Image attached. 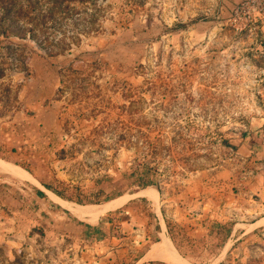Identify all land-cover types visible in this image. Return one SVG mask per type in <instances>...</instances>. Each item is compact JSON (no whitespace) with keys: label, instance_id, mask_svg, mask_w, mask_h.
Wrapping results in <instances>:
<instances>
[{"label":"rangeland","instance_id":"obj_1","mask_svg":"<svg viewBox=\"0 0 264 264\" xmlns=\"http://www.w3.org/2000/svg\"><path fill=\"white\" fill-rule=\"evenodd\" d=\"M245 1L69 0L68 19L4 24L0 264H147L158 219L195 264H264L258 190L213 233L194 222L209 178L264 164V30L230 21ZM87 206L111 209L90 227Z\"/></svg>","mask_w":264,"mask_h":264},{"label":"crops","instance_id":"obj_2","mask_svg":"<svg viewBox=\"0 0 264 264\" xmlns=\"http://www.w3.org/2000/svg\"><path fill=\"white\" fill-rule=\"evenodd\" d=\"M264 30V25L261 28V31ZM256 154V153H255ZM253 169L251 168L249 171L246 169V174L238 177L233 170L222 169L219 170L216 174V177L209 178L204 183L203 192L204 196L201 197V206L198 207L199 210L195 212L197 217L203 215L202 221L195 222V228H205L206 232L211 234L213 233V229L216 228L217 222H224L226 219L230 218V215L238 213H242L241 206V197L243 192L242 189L245 188L244 194L249 195V192L253 193L258 190L260 199L251 196L252 201L250 202V210H246V212H254L251 214L256 221L254 224L259 223L258 226H264V164H255L253 165ZM262 167L261 170H257V168ZM230 187L233 192V202L230 200H226L225 189ZM237 187L240 191L236 193L233 189ZM139 191V190H138ZM138 191L133 192L136 194ZM229 198H231L229 196ZM232 202V203H231ZM100 210H103L102 214L98 218V220L94 223L89 222L90 227L96 226L95 224H99V220L101 217L109 212L111 208H104V206H98ZM255 208V209H254ZM184 210H187L184 208ZM112 211V210H111ZM77 215V214H76ZM78 218H82V216L77 215ZM158 217V215H156ZM85 220L84 218H82ZM87 221V220H85ZM159 225L157 228L156 235L158 240L147 241V248L144 251L142 256L147 255V264H195L191 262V259L194 257L186 256L184 253H181L179 245L175 242V239L171 238L166 231L165 225H162L159 219L156 222ZM89 227V228H90ZM96 228V227H95ZM94 228V229H95ZM93 229V230H94ZM159 229V230H158ZM152 230V229H151ZM150 230V231H151ZM152 232V231H151ZM162 236L160 237V235ZM208 236V235H207ZM159 242V243H158ZM158 248H154L152 250V246L155 244ZM141 256V257H142Z\"/></svg>","mask_w":264,"mask_h":264},{"label":"trees","instance_id":"obj_3","mask_svg":"<svg viewBox=\"0 0 264 264\" xmlns=\"http://www.w3.org/2000/svg\"><path fill=\"white\" fill-rule=\"evenodd\" d=\"M26 5L25 7L27 9H23V3L22 0H0V29L2 31L1 34L5 35L6 31L3 28L4 24L5 26H10V22L14 23L17 21L22 22L23 19H27L28 22H33L35 24V26L40 25H44L46 20H50L51 22H56L57 20L61 21V19H68L69 17H71L69 10L71 9V7L69 6V0H52V2H46L45 6H49L47 11L46 10H42L40 9V7H42L43 3H41L38 0H26ZM17 8V9H16ZM32 9L33 13L29 12V10ZM53 9H55V11L53 12ZM56 13H58V15H56ZM32 14V15H31ZM54 14L56 16H54ZM16 18V20H15ZM58 18V19H57ZM57 19V20H56ZM83 19V18H82ZM75 20V19H74ZM50 28H52V26H50ZM27 31L32 32V37L35 36L33 34L34 29L32 27H28ZM13 33V32H12ZM77 33V32H76ZM83 34V33H82ZM14 35H21L20 32H16ZM78 35H81L78 33ZM25 36V35H24ZM69 39H71V41H69V51L71 50V45L73 44L74 39H77V35H73V33H69ZM42 42L40 41L38 44H41ZM61 41H58L57 44H55V51L53 50H49L45 49V54L51 56V55H56V54H60L62 52H64L65 50H68L64 47V43L62 46L60 45ZM43 49V48H41ZM1 76V73H0ZM139 188L135 189L134 192L138 191ZM157 228H159V225H156Z\"/></svg>","mask_w":264,"mask_h":264},{"label":"built area","instance_id":"obj_4","mask_svg":"<svg viewBox=\"0 0 264 264\" xmlns=\"http://www.w3.org/2000/svg\"><path fill=\"white\" fill-rule=\"evenodd\" d=\"M230 21L237 28L259 27L264 25V0H247L238 3L232 9ZM243 25V26H242Z\"/></svg>","mask_w":264,"mask_h":264},{"label":"bare ground","instance_id":"obj_5","mask_svg":"<svg viewBox=\"0 0 264 264\" xmlns=\"http://www.w3.org/2000/svg\"><path fill=\"white\" fill-rule=\"evenodd\" d=\"M85 210L86 212L84 215H82V218L88 220H94L98 218L103 212V210H100L98 206H89V207L87 206Z\"/></svg>","mask_w":264,"mask_h":264}]
</instances>
